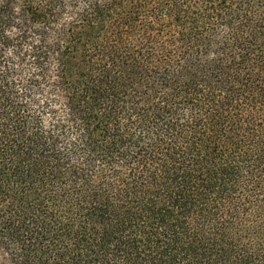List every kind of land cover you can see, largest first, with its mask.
<instances>
[{"label": "trees", "instance_id": "obj_1", "mask_svg": "<svg viewBox=\"0 0 264 264\" xmlns=\"http://www.w3.org/2000/svg\"><path fill=\"white\" fill-rule=\"evenodd\" d=\"M4 264H264V0H0Z\"/></svg>", "mask_w": 264, "mask_h": 264}, {"label": "rangeland", "instance_id": "obj_2", "mask_svg": "<svg viewBox=\"0 0 264 264\" xmlns=\"http://www.w3.org/2000/svg\"><path fill=\"white\" fill-rule=\"evenodd\" d=\"M0 264H4L1 255H0Z\"/></svg>", "mask_w": 264, "mask_h": 264}]
</instances>
